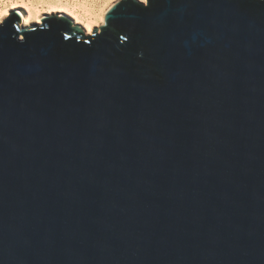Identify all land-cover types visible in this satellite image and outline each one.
<instances>
[{"label": "water", "instance_id": "95a60500", "mask_svg": "<svg viewBox=\"0 0 264 264\" xmlns=\"http://www.w3.org/2000/svg\"><path fill=\"white\" fill-rule=\"evenodd\" d=\"M19 18L0 264H264V0H118L90 35Z\"/></svg>", "mask_w": 264, "mask_h": 264}, {"label": "bare ground", "instance_id": "6f19581e", "mask_svg": "<svg viewBox=\"0 0 264 264\" xmlns=\"http://www.w3.org/2000/svg\"><path fill=\"white\" fill-rule=\"evenodd\" d=\"M107 4L108 0H30L27 8L9 10L18 11L22 21L29 15L34 16L35 19L28 22L30 25L41 23L44 14L65 16L90 35L104 24L105 14L113 3L109 6ZM5 7L8 6L0 4V9Z\"/></svg>", "mask_w": 264, "mask_h": 264}, {"label": "snow or ice", "instance_id": "6c2138e0", "mask_svg": "<svg viewBox=\"0 0 264 264\" xmlns=\"http://www.w3.org/2000/svg\"><path fill=\"white\" fill-rule=\"evenodd\" d=\"M30 2V0H15V2H13V0H0V4H4L8 7H5L3 9H0V26H3L6 22L7 19L10 17V8L14 9L16 7H24L27 8L28 3ZM11 15H15V13H11ZM35 17L34 16H27L26 19H24V23L27 24L30 20H34ZM18 26V25H16Z\"/></svg>", "mask_w": 264, "mask_h": 264}, {"label": "rangeland", "instance_id": "374dc122", "mask_svg": "<svg viewBox=\"0 0 264 264\" xmlns=\"http://www.w3.org/2000/svg\"><path fill=\"white\" fill-rule=\"evenodd\" d=\"M116 1H118V0H108V6L110 5V4H114ZM110 8V7H109ZM44 15H49V14H44ZM51 15V14H50ZM55 15H57V14H55ZM57 16H60V15H57ZM100 28V27H99Z\"/></svg>", "mask_w": 264, "mask_h": 264}, {"label": "flooded vegetation", "instance_id": "af4514ba", "mask_svg": "<svg viewBox=\"0 0 264 264\" xmlns=\"http://www.w3.org/2000/svg\"><path fill=\"white\" fill-rule=\"evenodd\" d=\"M11 12V11H10ZM18 12V11H17ZM18 14H19V12H18ZM19 16H20V14H19ZM45 16V15H44ZM21 16H20V18H19V20L17 21L18 22V24L20 25V26H24V25H22V23H21ZM32 25V24H31ZM80 26V25H79Z\"/></svg>", "mask_w": 264, "mask_h": 264}]
</instances>
